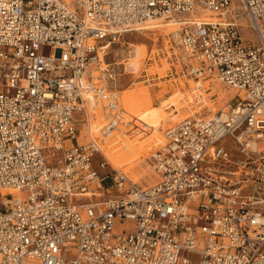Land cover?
Returning a JSON list of instances; mask_svg holds the SVG:
<instances>
[{
	"label": "built area",
	"instance_id": "2783aa9c",
	"mask_svg": "<svg viewBox=\"0 0 264 264\" xmlns=\"http://www.w3.org/2000/svg\"><path fill=\"white\" fill-rule=\"evenodd\" d=\"M173 18L149 57L187 117L141 186L100 147L127 124L107 56ZM0 264H264V0H0Z\"/></svg>",
	"mask_w": 264,
	"mask_h": 264
},
{
	"label": "rangeland",
	"instance_id": "374dc122",
	"mask_svg": "<svg viewBox=\"0 0 264 264\" xmlns=\"http://www.w3.org/2000/svg\"><path fill=\"white\" fill-rule=\"evenodd\" d=\"M157 28L161 29L157 30ZM172 28L174 27H168L164 24H155L153 26L146 25L138 32L124 34L119 42L112 44L109 55L107 56V61L115 63L114 67L118 74H120V77L117 79L115 89L122 91L121 93L124 94L122 97V103L123 106L127 108V116L129 115L128 113L135 111L162 109L164 105L172 103L171 96L174 95L175 90L177 89L178 91L179 89L180 91V85L178 82L171 81L169 78L165 77L168 69L167 65L164 64L165 62L161 60H154L152 59V56L149 57L151 51L152 55L155 54V57L161 53L160 47L162 39H164L165 36L171 32ZM42 52L45 56H49L52 53V49L50 47H44ZM143 70L147 73V76L145 77H143V74H145L142 73ZM162 72L164 73V76H162ZM154 81L155 83H153ZM178 99L181 100L180 94L179 97L176 98V101ZM180 103L183 104L181 101ZM236 103L237 102L234 101L233 105H236ZM178 106L179 104L176 105V108H178ZM167 112L170 113L171 111L169 110ZM180 113L185 115V109L182 111L180 110ZM126 119L127 124L123 125L121 128H125L126 132L130 133V139H138L140 146L138 154L142 156L146 152L148 144L156 143L162 133L164 135V132L167 129L166 126L168 125L166 124L159 129L160 136L157 139L144 145L138 137V127H140V125L134 120L131 122L132 119L129 118V121L131 122V127H129L130 124H128V118ZM87 129L88 128L86 126H80L81 133L79 134V139L81 143L90 141V138L87 135ZM117 132L118 135L120 131L118 130ZM156 149V146L153 147L149 150V152H146L143 157L135 160L133 162L135 168L130 172H127L129 177L141 186H147L149 183L155 181L153 172L148 165V158L155 152ZM134 155L135 152L133 150L132 154L122 156L120 159H116L115 157L112 158L119 167H122L123 159L127 160ZM98 161H100V157L98 158ZM98 161H96V164H98ZM126 168L130 169L131 166L124 167L123 171ZM145 171L149 174H144L143 172ZM141 176L142 178H140Z\"/></svg>",
	"mask_w": 264,
	"mask_h": 264
},
{
	"label": "bare ground",
	"instance_id": "6f19581e",
	"mask_svg": "<svg viewBox=\"0 0 264 264\" xmlns=\"http://www.w3.org/2000/svg\"><path fill=\"white\" fill-rule=\"evenodd\" d=\"M186 20L206 21V22H212V23H216V24L223 22L215 14L192 15V16L188 17ZM162 21H164V22H162ZM181 21H183V19H181V18H173L170 21L169 20H151V21H148V22H145L144 24H142L141 28L145 27L146 25L153 26L155 24H162V25L164 24L168 27H171V26L174 27L171 29V31H173V30L177 29V27H178L179 23H181ZM141 28H139V30ZM158 29H161V28H157V30ZM159 55H161V53ZM157 61H160V60H157ZM161 61L165 62L164 59H161ZM164 64H166V62ZM142 73H145L144 70L142 71ZM145 74L144 75L147 76V73H145ZM162 76H164L163 72H162ZM191 86H193V84H191ZM178 91H179V89H178ZM178 91L176 89L174 95L171 96L172 103L164 105V107L162 109L150 110V111H135V112L128 113L129 117L126 115L127 108H125L123 106V103H122V97L124 94L121 93L122 91L118 92V94H119L118 96L120 98L121 108L123 109V111L125 113L124 117L128 118V121L130 120L129 118H131L132 119L131 122L134 120L140 125V127H138L139 128L138 137L143 142L144 145L150 143L152 140H155L160 136L159 135V129L162 126L168 124L166 127L169 128L170 126H172V124L179 122L182 119H184L185 117H187V113L185 115H182L180 113V110L181 111L184 110L186 108V106L183 105L182 103H180L181 100L178 99L176 101V98L179 97V94H180V91L179 92ZM177 104H179L178 108H176ZM180 105H182V106H180ZM169 110L171 111L170 113L167 112ZM93 113L94 114H92L90 117L89 126L87 127L88 128L87 129V135L90 138V140H95L97 137H99V139H100L102 137L101 133H102V129H103L104 124H105L104 116H102L101 113H98V111H95ZM118 130L120 131V133L118 135H117V133H118L117 131L112 132L110 135H106L104 138V143L102 145H100V147L102 148L103 154L106 157L107 161L116 170L123 171L124 167L131 166L130 169L126 168L124 170L125 172L123 171L126 174H127V172H130L131 170H133L135 168V166L133 164V162L135 160H138L139 158L143 157L146 154V152H149V150H151L153 147H155V146L157 147L158 145H160L164 142V135L162 133V135L159 137V140H157L156 143L147 145L148 146L147 150L143 156L138 154V155L131 156L127 160L123 159V166L119 167L115 163V161L112 157H115L116 159H120L122 156L132 154V151L135 150V148L136 149L140 148V146H139L138 139H134V138L130 139V137H129L130 133L126 132L125 128L120 127V128H118ZM149 131H151V132H149ZM79 142H80V139H79ZM146 172L147 171H145L143 173L149 174L148 172L147 173ZM142 176L140 178H142ZM155 182L156 181L149 183V185H147V186H151ZM7 193L8 192H6V191L3 192L4 195H6ZM9 193L14 194L15 192L9 191Z\"/></svg>",
	"mask_w": 264,
	"mask_h": 264
},
{
	"label": "crops",
	"instance_id": "0c3cea01",
	"mask_svg": "<svg viewBox=\"0 0 264 264\" xmlns=\"http://www.w3.org/2000/svg\"><path fill=\"white\" fill-rule=\"evenodd\" d=\"M140 148H135L134 152H135V155H138V151H139Z\"/></svg>",
	"mask_w": 264,
	"mask_h": 264
}]
</instances>
